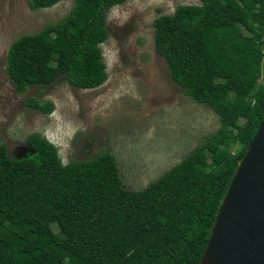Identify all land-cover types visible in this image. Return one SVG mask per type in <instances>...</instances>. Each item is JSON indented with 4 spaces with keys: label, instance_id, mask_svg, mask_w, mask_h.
Segmentation results:
<instances>
[{
    "label": "trees",
    "instance_id": "obj_1",
    "mask_svg": "<svg viewBox=\"0 0 264 264\" xmlns=\"http://www.w3.org/2000/svg\"><path fill=\"white\" fill-rule=\"evenodd\" d=\"M59 1L28 5L35 10ZM125 1L73 0L65 16L13 41L5 72L14 90L60 77L79 89L104 83L106 14ZM199 2L154 19V49L183 93L217 114V131L141 190L123 186L109 150L63 163L37 132L26 136L31 151L21 158L9 157L1 143L0 264H198L264 115V0ZM26 103L44 114L53 109L36 98Z\"/></svg>",
    "mask_w": 264,
    "mask_h": 264
},
{
    "label": "rangeland",
    "instance_id": "obj_2",
    "mask_svg": "<svg viewBox=\"0 0 264 264\" xmlns=\"http://www.w3.org/2000/svg\"><path fill=\"white\" fill-rule=\"evenodd\" d=\"M199 3L127 0L112 6L106 14L109 36L100 44L107 72L104 83L79 89L60 77L19 94L5 72L9 46L65 16L73 0L35 10L28 0H0V144L9 157L31 151L25 138L37 132L57 147L63 163L109 150L123 186L141 190L205 143L220 126L217 114L171 80L153 41L157 16L171 14L181 4ZM28 98L51 102L53 109L44 114L29 107ZM239 150V143L230 148L233 154ZM51 228L59 230L55 222Z\"/></svg>",
    "mask_w": 264,
    "mask_h": 264
},
{
    "label": "water",
    "instance_id": "obj_3",
    "mask_svg": "<svg viewBox=\"0 0 264 264\" xmlns=\"http://www.w3.org/2000/svg\"><path fill=\"white\" fill-rule=\"evenodd\" d=\"M198 264H264V115L219 203Z\"/></svg>",
    "mask_w": 264,
    "mask_h": 264
},
{
    "label": "built area",
    "instance_id": "obj_4",
    "mask_svg": "<svg viewBox=\"0 0 264 264\" xmlns=\"http://www.w3.org/2000/svg\"><path fill=\"white\" fill-rule=\"evenodd\" d=\"M263 52H264V50H263Z\"/></svg>",
    "mask_w": 264,
    "mask_h": 264
}]
</instances>
